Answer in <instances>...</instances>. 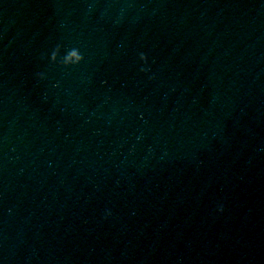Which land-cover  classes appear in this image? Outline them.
I'll return each mask as SVG.
<instances>
[{
	"label": "water",
	"instance_id": "water-1",
	"mask_svg": "<svg viewBox=\"0 0 264 264\" xmlns=\"http://www.w3.org/2000/svg\"><path fill=\"white\" fill-rule=\"evenodd\" d=\"M0 264H264V0H0Z\"/></svg>",
	"mask_w": 264,
	"mask_h": 264
},
{
	"label": "clouds",
	"instance_id": "clouds-1",
	"mask_svg": "<svg viewBox=\"0 0 264 264\" xmlns=\"http://www.w3.org/2000/svg\"><path fill=\"white\" fill-rule=\"evenodd\" d=\"M59 52H60V48L59 47H57L56 49H54L51 52L50 59H51V61L53 63L57 62ZM69 52L71 53V55L64 56V57H62L59 60V63L61 65L65 66V67H68V66L78 65V64H80L83 61V56L81 55V53H80V51L78 49H72ZM139 59L141 61H144L145 63L147 62V57H146V55L144 53H140ZM141 71H147V69L142 68ZM37 75H38V77L40 79L44 78L42 73H38ZM216 210L219 213H223L224 212L223 204H219L217 206ZM110 215H111V211L110 210H106L105 219H107V217L110 216Z\"/></svg>",
	"mask_w": 264,
	"mask_h": 264
}]
</instances>
